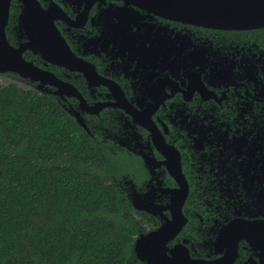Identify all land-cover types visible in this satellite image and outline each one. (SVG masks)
<instances>
[{"label": "flooded vegetation", "instance_id": "1", "mask_svg": "<svg viewBox=\"0 0 264 264\" xmlns=\"http://www.w3.org/2000/svg\"><path fill=\"white\" fill-rule=\"evenodd\" d=\"M5 34L116 165L134 242L180 223L173 264H264V25L183 23L134 0H9Z\"/></svg>", "mask_w": 264, "mask_h": 264}, {"label": "trees", "instance_id": "2", "mask_svg": "<svg viewBox=\"0 0 264 264\" xmlns=\"http://www.w3.org/2000/svg\"><path fill=\"white\" fill-rule=\"evenodd\" d=\"M116 168L52 95L0 84V264L132 261Z\"/></svg>", "mask_w": 264, "mask_h": 264}, {"label": "water", "instance_id": "3", "mask_svg": "<svg viewBox=\"0 0 264 264\" xmlns=\"http://www.w3.org/2000/svg\"><path fill=\"white\" fill-rule=\"evenodd\" d=\"M136 1L150 13L183 23L220 29H242L264 25V0H134L135 3ZM8 6L9 0H0V74L10 72L17 74L19 79L29 78L33 81H39L38 86L34 88L39 93H41L40 85L46 81L59 85L61 82L51 73L41 70L23 58L22 51L24 47H30L28 43L15 47L7 40L5 25L8 17ZM40 30L41 27L39 28V26L36 28L32 25L27 27L29 37H32L33 41H35V37H40ZM43 30H45L46 35L50 31H53L54 34L56 32L53 25L51 28L45 27ZM50 44L59 47L56 40ZM42 45L45 46L46 44H39L40 47ZM65 49L69 53L68 48L65 47ZM39 51H42V48H39ZM55 62L59 63L58 60ZM68 67L73 69L74 66L69 64ZM49 77L51 79L47 80ZM69 112L75 117L76 122L86 129L79 113L72 110ZM132 203L135 207L143 209L134 201ZM180 225V223L172 225L167 222L158 230L140 234L135 239L133 246L136 258L143 261V264H173V260L166 254V243L175 235ZM123 264H134V262L127 261Z\"/></svg>", "mask_w": 264, "mask_h": 264}, {"label": "rangeland", "instance_id": "4", "mask_svg": "<svg viewBox=\"0 0 264 264\" xmlns=\"http://www.w3.org/2000/svg\"><path fill=\"white\" fill-rule=\"evenodd\" d=\"M8 83H15L21 87L28 88L29 85L18 78H14L10 75H3L0 74V84H8Z\"/></svg>", "mask_w": 264, "mask_h": 264}]
</instances>
